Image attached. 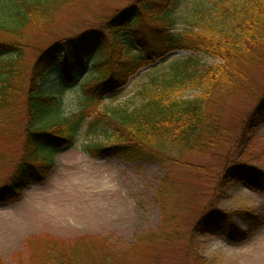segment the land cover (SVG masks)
I'll use <instances>...</instances> for the list:
<instances>
[{"label": "trees", "instance_id": "obj_1", "mask_svg": "<svg viewBox=\"0 0 264 264\" xmlns=\"http://www.w3.org/2000/svg\"><path fill=\"white\" fill-rule=\"evenodd\" d=\"M180 1L135 0L99 30L57 42L26 71L22 56L26 49L40 45L39 39H33L32 30L43 31L73 0H2L0 57L13 56L0 59V119L15 107L22 94L27 104L24 150L8 183L0 186L5 197L2 203L19 197L31 180L47 178L56 156L74 146L82 122L92 118L87 109L96 100L119 88L117 83H125L144 64H155L177 50L209 55L219 64L202 66L199 59L189 57L153 79L151 86L139 93V105L95 111L98 119L89 123V132L99 123L105 139L86 150L103 159L121 158L126 163L181 165L185 164L180 160L182 153L202 151L214 144L220 130L209 105L214 94L231 89L239 64L264 44V0H217L206 9L197 5L191 28L176 34L173 14ZM134 25L150 27L142 34L132 31ZM133 49L138 56L132 55ZM82 74L85 86L81 89L80 112L66 117L61 111L64 96L77 86L76 79ZM55 75L57 79H53ZM52 84H56V93L48 90ZM191 89L199 95L186 97ZM243 127L240 138L244 143L264 127V99ZM228 180L264 193V172L247 164L225 169L222 184ZM162 196H169L166 187ZM234 216L246 228L234 222ZM194 226L193 238L225 235L238 245L264 226V216L250 210L215 211L205 214ZM44 241V245L36 244L34 264H129L128 259L137 253L135 245L119 252L107 243L99 250L88 242L71 246L50 237ZM197 260L198 264L205 261Z\"/></svg>", "mask_w": 264, "mask_h": 264}, {"label": "rangeland", "instance_id": "obj_2", "mask_svg": "<svg viewBox=\"0 0 264 264\" xmlns=\"http://www.w3.org/2000/svg\"><path fill=\"white\" fill-rule=\"evenodd\" d=\"M134 1L73 0L43 31L32 30L33 39H39L40 45L26 49L22 56L24 69L29 71L38 56L57 42L99 30ZM215 1L181 0L174 9V33L191 28L195 6L206 9ZM143 26L134 25L132 31L143 34L150 25ZM131 53L138 56L137 50ZM12 56L3 55L0 59ZM189 57L199 59L202 66L219 64L209 55L187 49L177 50L155 64H144L137 74L123 84L117 83L119 88L87 109L92 118L82 122L74 146L56 156L45 180H31L19 197L0 203L1 264L36 263V244L44 245L47 237L71 246L88 242L99 250L101 244L107 243L119 252L135 245L137 253L128 259L129 264H198V258L205 259L201 264H264V226L249 241L238 245L225 235L191 237L194 225L215 211L250 210L264 216L263 192L237 181L222 184L225 169L235 164L244 163L264 172V127L245 143L240 138L244 123L264 99V44L239 64L231 89L214 94L209 113L219 126L218 138L202 151L182 153L180 160L185 164H133L121 158L103 159L86 150L105 139L99 123L89 132V123L98 119L95 111L139 105V93L150 87L153 79ZM82 77L64 96L61 111L66 117L80 112L81 89L85 86ZM55 85L48 86V90L56 93ZM184 95L192 97L199 92L191 89ZM14 105L0 119V186L8 183L24 150V94ZM165 187L167 197L162 196ZM233 218L246 228L238 217Z\"/></svg>", "mask_w": 264, "mask_h": 264}, {"label": "snow or ice", "instance_id": "obj_3", "mask_svg": "<svg viewBox=\"0 0 264 264\" xmlns=\"http://www.w3.org/2000/svg\"><path fill=\"white\" fill-rule=\"evenodd\" d=\"M237 179H242L240 177H237ZM262 191H264V189H262ZM5 197H4V194L2 192H0V203H2L4 201ZM211 219V218H209Z\"/></svg>", "mask_w": 264, "mask_h": 264}]
</instances>
